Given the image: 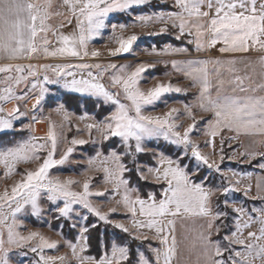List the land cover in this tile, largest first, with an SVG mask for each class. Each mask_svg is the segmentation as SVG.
Listing matches in <instances>:
<instances>
[{
  "label": "snow or ice",
  "instance_id": "snow-or-ice-1",
  "mask_svg": "<svg viewBox=\"0 0 264 264\" xmlns=\"http://www.w3.org/2000/svg\"><path fill=\"white\" fill-rule=\"evenodd\" d=\"M151 2L0 0V57L8 61L0 65V132L13 129V121L17 117L27 116V112H22L19 106L5 113L2 106L5 102L26 100L34 95V111L42 102L55 104L59 100L56 94L61 89L93 100L105 115L103 119L86 125L89 134L95 129L101 139V149L88 163L103 172L104 183L111 185L112 196L120 197L116 200L117 205H121L125 216L131 219L130 225L112 220L110 216L116 208L104 213L91 202V196L105 194L90 191L91 177L83 183L82 191L73 190L72 186L78 181L52 178L50 170L63 165L73 147H67L58 159L55 158L59 134L49 124L46 137L30 136L0 149V165L7 168L9 174L17 171L16 165L20 162H38L35 170L19 173L22 179L14 183L10 193L5 190L0 195V264H13L16 249L21 250L16 253L20 257L16 264H24L28 252L39 257L32 264H51L66 259L65 256L43 255L44 249H54L57 244L49 242L38 232L20 234L24 224L19 214L41 216L45 198L55 206L49 209L57 214L54 218L71 221L70 228L77 230L76 242H68L67 246L78 264H264V207L254 205L247 209L242 203L236 205L230 201L227 198L229 193L241 191L240 179L233 184L227 175L222 174V182L213 184V177L204 173L201 165L220 172L219 165L210 164L208 157L190 139L197 124L205 122L203 117L201 121L195 119L193 109L198 108L210 114L205 135L215 137L228 131L236 136L251 137L253 145L259 143L264 147V95L257 94L264 93V83H256L247 71L245 75H240L237 65L244 62L236 58L172 60L173 71L198 90L195 104H185L192 123L181 133L173 115L178 112L177 109H170L163 116L146 115L144 109L164 93H181L186 89L173 87L170 82L158 83L145 93L139 87L141 75L148 67L144 63L128 71L130 65L84 62L89 55L93 58L99 56L97 50L89 53L88 44L108 27L106 20L110 13L129 12L134 6ZM166 2L160 0V3ZM54 18L62 19L59 24H52ZM73 19L74 30L65 34L62 29L66 24H72ZM133 23L144 26L159 23L162 24L160 34L175 30L176 40L188 37L184 46H166L162 53L165 55L191 56L187 45H194L197 53L216 48L222 56L251 51L264 53V0H172L168 10L138 14ZM127 27L123 23L111 24L113 33ZM138 39L136 35L117 38L119 46L110 49L109 54L129 53ZM41 58H75L79 62L55 65L32 63ZM25 60L27 64L22 63ZM259 63L262 69L260 77L264 79V55ZM250 66V62L245 63V69ZM246 80L249 81L247 86ZM56 111L63 112L64 120H69L63 103L57 105ZM86 118L89 117H80L81 120ZM32 122H39L35 115ZM20 130L31 131V123ZM256 137L260 140L257 141ZM113 138H119V146L105 153L103 142ZM161 138L176 147V154L173 156L152 150L155 164L147 166L145 171L138 163L137 155L150 151L145 141ZM86 143L88 141L84 139L73 138L70 141V145ZM206 144H211V141H206ZM239 156L247 158L249 163L260 157L262 162L257 167L264 170V151L246 148ZM220 159L222 161L224 157L221 155ZM133 171L139 174L140 180L151 178L160 186V191L142 195L131 177L125 176ZM232 176L243 178L251 176V173L232 171ZM257 190L258 193L261 191L259 180ZM250 191L251 185L243 187L245 196ZM217 193L225 197L223 207L218 198L213 199ZM256 198L264 199V196L253 197ZM178 221L181 225L191 222L190 236L177 238ZM229 221L233 222V227L229 226ZM100 222L111 224L133 241L141 244L148 242L147 249L151 255L141 251L133 260L128 243L106 238L98 242L102 244L98 258L85 255L92 245V232L100 227ZM221 232H224L222 239L214 238L220 237ZM37 237L39 242L33 245ZM153 240L157 242L155 246L151 243ZM185 241H188L186 249L182 247ZM236 245L240 246L239 250L233 247ZM225 253L228 255L225 256Z\"/></svg>",
  "mask_w": 264,
  "mask_h": 264
},
{
  "label": "rangeland",
  "instance_id": "rangeland-1",
  "mask_svg": "<svg viewBox=\"0 0 264 264\" xmlns=\"http://www.w3.org/2000/svg\"><path fill=\"white\" fill-rule=\"evenodd\" d=\"M160 5H163V8H167L171 5L170 0H167L166 3H160V0H152L150 4H145L142 6H134L129 12L124 13H110L106 24L108 25L107 28L102 30V34L98 37H95L89 44H88V51L91 53L93 50H97L99 52L98 57H91L89 55L88 58L84 60L86 63H100L103 65L114 63L117 65H130L128 68V71L134 70V68L140 64L144 63L146 64L147 71L142 73L140 78V84L139 87L142 91L145 93L153 89L158 83L159 84H168L169 82L172 84L173 87H181L182 89H186L185 92L179 93V96H175L174 91L164 93L161 95V97L154 102L152 105L145 106L144 112L146 115H153V116H163L164 113L168 112L170 109H177L178 112L174 113L175 117V123L179 125L180 127L178 130L183 133L184 128H186L189 124L192 123V119H190L186 113L185 110V104L192 105L190 101V82L186 80L182 75L178 76L179 74L175 73L173 70L170 69L168 62L165 58H162V61H158L157 55L159 51L158 48L161 47L162 44H166L167 42L170 43V41H179L186 44V40L188 37L182 38L181 40H176L174 38V35L176 34L175 30H170L168 33L160 34L159 30L162 27V24L156 23V24H148L147 26L141 25L139 23H133L135 20V16L141 13L147 14V12H150L151 10H157L160 8ZM63 11V9H60ZM62 18H54L51 23L52 24H59L60 20ZM113 23H123L128 25L126 29L123 31L117 29L115 33H113V30L111 28V24ZM75 28V20L73 19L72 25H71V31ZM150 33H156L150 35ZM129 35H136L139 39L133 43V47L130 50L129 53L123 54V55H117V56H111L109 54V50H114L119 45L117 43V38L123 37L127 38ZM167 39L166 41H162L161 43H156L155 41L157 39ZM154 43V46L156 49L155 52L153 50H148V46H151V43ZM188 46V45H187ZM153 52L154 54L150 53ZM148 55H152L151 57ZM49 61H40L39 63H48ZM64 62H72L76 63L79 62L75 58H70L68 60L62 61ZM167 62V63H165ZM5 63L0 62V65H3ZM23 88V85H21V89ZM19 91V90H18ZM65 93H71L80 96V100L76 106H78V109L69 108L66 106V104L63 101V96ZM59 97V100L54 104L51 101H45L42 102V104L36 108L34 111L32 109V105L35 103V96L32 100L27 102L26 100L21 101H15L16 105L14 106V102H12L11 105H7L6 109L3 103L4 112L7 113L8 111H11L16 106L20 107V110L22 112H27V116L25 117H17L14 121V128L11 130H5L3 132H7L10 134V136L4 139L0 140V149L11 146L23 139H27L30 136L35 137H46L49 124L53 126V130L59 134V143H58V151L56 153L55 158H59V156L66 151L67 147L71 146L73 147V152L70 154L68 160L63 164L54 167L50 170V174L52 178L60 179L61 181L65 179H72L74 181H78L77 184L73 185V190L76 191H82V185L85 182L86 179L91 177L90 180V191L92 192H104L105 194L103 196H91L89 199L91 202L99 207L102 212L109 213V210L112 208H116V212L112 213L110 216V219L115 220L116 218H126L125 216V210L121 205H117L116 200L120 199V197H113L111 194V185L104 183V174L102 171H97L95 166H90L88 161L90 158L95 156V153L97 150L101 149V139L100 134L93 129L91 134H89L88 129L86 128V125L88 123H92L94 121H98L103 119L105 112L99 110L93 100L87 99L85 100V97H82L80 94L73 93L64 89H61L59 93L56 94ZM90 101L93 105V110L89 111L88 106L85 103ZM59 103L64 104V108L67 111L69 115V120H64V114L63 112H57L56 107ZM100 111L101 116L98 118L96 117L95 112ZM35 115L39 122L33 123L32 122V116ZM87 116L89 118H86L84 120H81L80 117ZM202 118V117H201ZM201 118H199L198 121H201ZM204 121L205 117L203 116ZM31 123V131L24 130L21 131L20 129L26 125ZM203 122H200L197 124L196 129H200ZM36 125V127H35ZM194 131L193 134L190 135V139L196 136L197 131ZM201 132V130L199 131ZM66 138V139H65ZM75 139H84L88 141V143L84 145H70V141ZM197 137H195L196 139ZM225 138V137H224ZM118 142V146L120 144L119 138H116ZM152 141V142H151ZM158 141H164L161 139H153L145 141V146L150 150L149 152H152V150L156 152H163L159 147L156 146V143ZM43 142V141H40ZM168 143V142H166ZM201 144V143H200ZM220 150L218 151L219 155H222L224 159L219 162L216 165H219V168L226 166V165H236V163H232L229 161L228 155H229V149L230 147L227 145V140L224 139L220 143ZM175 147V146H174ZM115 148V147H113ZM176 148V147H175ZM110 148L107 149V151ZM199 149H203L206 153L210 155V158H213V152L215 151L214 145H201L199 146ZM103 150V149H102ZM123 151V149H120ZM104 151V150H103ZM107 151H104L107 153ZM189 156H191V149H188ZM166 154V153H165ZM43 156L44 153H41ZM221 157V156H220ZM154 163L149 164L146 162H140L138 163L145 168V171L147 170V166L154 165L155 160L153 158V155L151 156ZM185 163H188L186 160ZM192 163L195 164L196 161L193 159ZM238 165V164H237ZM38 166V162L36 161H29V162H20L16 165L17 171L9 174L8 169L5 168L3 165H0V195H2L5 190H7L9 193L11 192V187L14 185V183L20 181L22 179L21 175L19 173H23L26 170H35V168ZM201 168L203 169L204 173L208 174L209 176L213 177L212 183L215 185H219L222 182V173L221 172H215L214 170H209L207 166L201 165ZM149 181H153L149 179ZM220 198H219V197ZM219 199L221 202V207H223V200L225 197L221 195L220 193H217L216 197L213 199ZM229 200L235 199L241 202L242 204H247L243 201L242 197H237L236 192H231L228 194L227 197ZM43 206V213L39 217H34L31 215H28L26 213L19 214V219L23 222L24 226L20 229L21 235H27L29 232H38L41 236L45 237L49 240V242H56L57 247L54 249H44L43 255L45 256H51L54 252L62 251L63 249L66 251L68 257L72 255L71 249L67 246L68 242H76V236H77V230L73 229V238L66 237L62 231L61 226L64 224V222L68 223V226L70 227L71 221H66L63 218H54L57 216V214L54 211H49L50 208H54V205H51L46 198L42 201ZM7 211V209H5ZM231 211V209H229ZM235 215V214H233ZM95 220V218H92ZM54 223V224H53ZM103 223V222H102ZM232 223V221H229V226ZM109 225L108 234H109V241L111 240H117L116 234L114 230L112 229L113 226L111 224ZM224 232H221L220 237H217L219 239H222V235ZM103 240V239H101ZM118 241V240H117ZM39 242V237H37L32 243L33 245L37 244ZM120 242V241H118ZM123 242L128 243V238L126 237ZM147 244L148 242H145L144 244H141L139 241L135 243V249L142 248L145 251H147ZM101 250H102V244H100ZM79 250V249H78ZM21 250L16 249L13 253V264H16V261L20 259V257L16 254L19 253ZM90 255V254H87ZM93 256V255H92ZM39 257L35 254L28 252L27 258L24 260V264H32V262Z\"/></svg>",
  "mask_w": 264,
  "mask_h": 264
},
{
  "label": "crops",
  "instance_id": "crops-1",
  "mask_svg": "<svg viewBox=\"0 0 264 264\" xmlns=\"http://www.w3.org/2000/svg\"><path fill=\"white\" fill-rule=\"evenodd\" d=\"M170 2L172 3V0H170ZM169 8H159L157 10H151L150 12H147V14H151L153 11H159V10H168ZM63 11H66L65 9H63ZM152 24H156V23H152ZM71 25L72 24H66L65 27L62 29V31L65 34H70L71 31ZM185 43L182 42H167L166 44H162L159 49L161 54H157V55H153V56H157L158 61H162V58H165L168 62V65L170 67L171 70V61L172 60H184V59H189V58H211V57H220V58H224V59H230V58H236L240 61H243L244 63H240L237 65V68L239 69V74L240 75H245V72L247 71L249 74L253 75V78L255 80L256 83H264V79H261L260 77V73L262 71L261 66H260V57L262 55H264V53H260L259 51H251L248 53H236V54H223V56L217 51L216 48H213L209 51L206 52H201V53H197L194 50V45H188L187 47L190 49L191 51V56L188 55H181V54H171V55H165L162 54L163 53V49L166 46H172V47H180V46H184ZM219 47V45H217V48ZM153 48H155L154 43H151V46H148V50H153ZM157 49V48H155ZM150 53L154 54L153 52L150 51ZM148 56H152V55H148ZM70 58H47V59H38V60H33L32 63L34 64H38L40 61H49L48 63L55 65L56 63H61L62 61L68 60ZM0 62L3 63H8V61L6 59H4L3 57H0ZM251 64V66L248 69H245V63H249ZM22 63L27 64L28 61H22ZM178 76H181L180 74ZM249 83V81H245V85L247 86ZM198 90L197 88L191 87L190 89V101L191 103L195 104V96L197 95ZM173 94H175V96H179V93L174 92ZM258 95H264V93H257ZM34 96H31L30 98L27 99V102H29L30 100L33 99ZM16 100H12V101H8L4 103L5 109L7 105H11L12 102H14V106L16 105L15 103ZM17 107V106H16ZM32 110V109H31ZM194 112V116L195 119L198 121L199 118L201 117H205V122H203V124L201 125L200 129H196L197 133L196 136L197 137L195 139V137L191 138V140L197 144L198 146L201 145H207L206 141H211V144L208 145H214L215 146V151L213 152V158H210V155L208 153H206L205 151H203V149H199L201 151L202 154L206 155L208 157L209 163H214L217 164L220 160V156H218L219 154V150H220V146H221V142L222 140L226 139L227 140V145L230 147L229 149V155L228 158L229 161H231L232 163H236L238 162L236 165H226L220 168V172L223 175H227L232 183L234 184L235 181L237 179H240V187H241V191H239L240 193H242L243 196V187L247 186V185H251V191L249 192L248 196H245L246 198H248L250 200L249 203L247 204H243L247 209H251L254 205L256 207H264V199H260V198H256L253 199V197H257L259 196H264V170H261L260 168L257 167V164L261 161L260 157H257L255 160H252L251 163L248 162L247 158H242L239 156V153L241 151H244L246 148H254L257 149L259 151H264V147H261V145L259 143L253 145L252 144V139L251 137H247V136H236L234 133H229L228 131H224L222 134L217 135L215 137H210L205 135V129H206V121L208 119H210V114L205 113L201 110H199L198 108H194L193 109ZM36 127V125H35ZM201 130V132H199ZM225 137V138H224ZM232 137V138H229ZM257 141L260 140L259 137L255 138ZM201 143V144H200ZM150 166V165H149ZM235 171L237 173H251V176H243V178L239 177V176H232V171ZM151 179V178H149ZM152 180V179H151ZM258 180L260 181L261 184V191L258 193L257 190V182ZM230 201H233L236 205H240L241 202H239L238 200L235 199H231ZM116 221H120L122 223H125L126 225H130L131 223V219L129 217L126 218H116ZM233 222L230 224V227H233ZM193 227V225L191 224V222H186L185 225H181L179 223V221L177 222L176 225V231H177V238L178 239H183V237L185 235L190 236L191 235V228ZM254 230V229H253ZM224 235V233H223ZM222 235V236H223ZM246 235V232H245ZM217 238V237H214ZM223 238V237H222ZM151 243L153 244V246L156 245V241H151ZM188 244V241H185V244L182 246L183 248L186 249ZM234 248H236L237 250H239L240 246L236 245L233 246ZM145 252L147 255H151V253L147 251H145L142 248H138L136 250V256L141 252ZM79 252V250H78ZM85 255H87L85 253ZM185 255H187V252L185 251ZM228 254L225 253V256H227ZM51 256L53 257H58V256H65L66 259L62 262L59 260L53 261L51 262V264H78V261L75 259V257L73 255H70L68 257L66 251L63 249L62 251H58V252H54ZM92 256V255H90Z\"/></svg>",
  "mask_w": 264,
  "mask_h": 264
},
{
  "label": "trees",
  "instance_id": "trees-1",
  "mask_svg": "<svg viewBox=\"0 0 264 264\" xmlns=\"http://www.w3.org/2000/svg\"><path fill=\"white\" fill-rule=\"evenodd\" d=\"M163 7H164L163 5H160V8H163ZM169 7L170 6H168L167 8H169ZM166 40L163 38H160V39H157L155 42L161 43L162 41H166ZM171 42H179V41H171ZM79 97L80 96L75 95V94L65 93L63 96V101L67 107L79 110L78 106H76L80 100ZM85 100H87V99L85 98ZM85 103L87 104V106H88L87 108L89 111L93 110L94 107L92 105V102H90V101L86 102L85 101ZM95 114H96V117H98V118L101 116L100 111H96ZM9 136H10V134L7 132L0 133V140L4 139V138L9 139L8 138ZM117 144H118V142H117L116 138L110 139L107 142H103V150L107 151L108 148L118 147ZM156 146L159 147L164 153H166L168 155L174 156L176 154V151H177V149L173 145H171L170 143L163 142V141H158L156 143ZM151 156H152V152H149V151L145 152V153L138 154L137 155V161L153 164L154 161L151 158ZM125 163H127V160L125 161ZM129 166L131 167V165H129ZM125 176L131 177L132 183L139 187L142 195L144 193L149 192V191H155L157 193L160 191V186L158 184H156L154 181L140 180L139 174L136 173L135 171H133L132 173H126ZM236 196L242 197L243 201L246 203L248 201H250L248 198L243 196L242 193H240V192H236ZM60 229L66 237L73 238V229L68 226L67 222H64V224L61 226ZM108 229H109L108 224H104V223L100 222V227L96 230H93V232H92V237H93L92 245L86 254L97 256V258H98V250H101L100 244H98V242L101 241V239H105V238L109 239ZM112 229L114 230V232L116 234V239L118 241H124V239L126 237L128 238V244L131 246V250H132V258H133V260H135V258H136L135 243H137L138 241L131 240V238L128 237L127 234L121 232L119 229H115L114 227Z\"/></svg>",
  "mask_w": 264,
  "mask_h": 264
}]
</instances>
